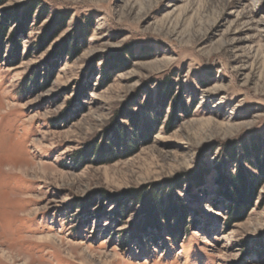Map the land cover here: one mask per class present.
<instances>
[{
    "label": "rangeland",
    "instance_id": "374dc122",
    "mask_svg": "<svg viewBox=\"0 0 264 264\" xmlns=\"http://www.w3.org/2000/svg\"><path fill=\"white\" fill-rule=\"evenodd\" d=\"M0 264H264V0H0Z\"/></svg>",
    "mask_w": 264,
    "mask_h": 264
}]
</instances>
